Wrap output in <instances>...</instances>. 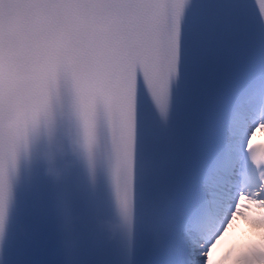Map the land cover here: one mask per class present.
I'll return each instance as SVG.
<instances>
[{
	"label": "snow or ice",
	"instance_id": "1",
	"mask_svg": "<svg viewBox=\"0 0 264 264\" xmlns=\"http://www.w3.org/2000/svg\"><path fill=\"white\" fill-rule=\"evenodd\" d=\"M253 3L264 20V0ZM186 4L187 0H0V130L15 95L38 69L59 68L66 90L71 89L73 72L82 85L105 90L127 86L134 72L137 105L140 94H147V77L160 112L166 116L169 83L177 76ZM258 133H264V122L247 134L244 152L260 184L251 194L241 192L235 208L245 198L264 204V160L257 155ZM73 190L71 177L66 175L62 184L41 182L31 196L50 192L60 208L73 200ZM134 193V170H125L119 189L125 214H131ZM12 194L11 177L0 176V201ZM162 200L166 212V194ZM2 228L0 213V232ZM200 255L205 260L208 253L201 251Z\"/></svg>",
	"mask_w": 264,
	"mask_h": 264
},
{
	"label": "clouds",
	"instance_id": "2",
	"mask_svg": "<svg viewBox=\"0 0 264 264\" xmlns=\"http://www.w3.org/2000/svg\"><path fill=\"white\" fill-rule=\"evenodd\" d=\"M255 11V8L253 9ZM224 103L223 96L219 101ZM261 105H255L248 110L244 125L238 135L230 136L236 142H243L249 132L260 122H264ZM228 134L230 129L227 130ZM257 149L264 144L257 143ZM167 194V209L173 210L174 194L170 188H164ZM251 194L246 188L242 189L239 182H232L228 186H208L199 201L184 213L193 217H207L203 227L196 232L194 243L199 251L208 253L203 264H240L241 259L251 250L264 247V214L255 210L248 211V205L240 206L239 211L234 206L241 191ZM207 195V198H203ZM176 213V212H175ZM141 232V244L145 242ZM161 244L152 247L159 253L172 258L171 247L174 236L162 233Z\"/></svg>",
	"mask_w": 264,
	"mask_h": 264
},
{
	"label": "bare ground",
	"instance_id": "3",
	"mask_svg": "<svg viewBox=\"0 0 264 264\" xmlns=\"http://www.w3.org/2000/svg\"><path fill=\"white\" fill-rule=\"evenodd\" d=\"M257 137L264 139V133H258ZM247 210H255L264 214V206L260 207L257 202L250 200ZM240 264H264V247H259L248 252L240 261Z\"/></svg>",
	"mask_w": 264,
	"mask_h": 264
}]
</instances>
